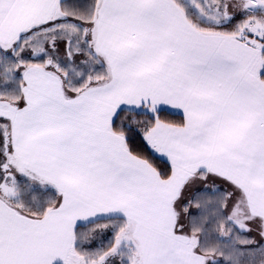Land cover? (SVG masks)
Returning <instances> with one entry per match:
<instances>
[{"label": "snow or ice", "instance_id": "6c2138e0", "mask_svg": "<svg viewBox=\"0 0 264 264\" xmlns=\"http://www.w3.org/2000/svg\"><path fill=\"white\" fill-rule=\"evenodd\" d=\"M0 264H264V0H0Z\"/></svg>", "mask_w": 264, "mask_h": 264}, {"label": "trees", "instance_id": "16d2710c", "mask_svg": "<svg viewBox=\"0 0 264 264\" xmlns=\"http://www.w3.org/2000/svg\"><path fill=\"white\" fill-rule=\"evenodd\" d=\"M182 118V116L177 113V112H174V114H168V119H171V120H180ZM130 135V146L133 148L134 151H141V152H144L145 149H144V146H143V143L142 141L140 140V137L138 135H135V134H129ZM147 154V153H146ZM155 161V163L160 166V167H165L166 166V161L162 158H159L157 156H154L152 157ZM253 232L255 233L256 230L255 228H253ZM252 234V233H251ZM259 237V236H258ZM259 239H261L259 237Z\"/></svg>", "mask_w": 264, "mask_h": 264}, {"label": "flooded vegetation", "instance_id": "af4514ba", "mask_svg": "<svg viewBox=\"0 0 264 264\" xmlns=\"http://www.w3.org/2000/svg\"><path fill=\"white\" fill-rule=\"evenodd\" d=\"M211 194H204V193H202V196H204L205 197V199L208 197V196H210ZM193 210L194 211H192V215H197L198 213H197V211H196V209L193 207ZM251 236H252V238H254V239H256V240H260L259 239V237H258V235L256 234V232L254 233V232H252V234H251Z\"/></svg>", "mask_w": 264, "mask_h": 264}, {"label": "crops", "instance_id": "0c3cea01", "mask_svg": "<svg viewBox=\"0 0 264 264\" xmlns=\"http://www.w3.org/2000/svg\"><path fill=\"white\" fill-rule=\"evenodd\" d=\"M174 112H177V113H179L181 116H182V113L179 111V110H174ZM225 187H226V185H225ZM200 197L202 198V197H204V196H202V193H200ZM205 198V197H204ZM192 211H194L193 210V208H192ZM102 222V221H101ZM89 228V227H92V225H81V227H80V230L82 231V230H84V229H86V228Z\"/></svg>", "mask_w": 264, "mask_h": 264}, {"label": "rangeland", "instance_id": "374dc122", "mask_svg": "<svg viewBox=\"0 0 264 264\" xmlns=\"http://www.w3.org/2000/svg\"><path fill=\"white\" fill-rule=\"evenodd\" d=\"M191 211H192V209H191ZM255 227V226H254ZM88 228V227H87ZM87 228L86 229H84V230H82V231H86L87 230ZM101 239H103V237L102 236H100L99 234H98V236H97V243L101 240ZM104 242L106 243L107 241L106 240H104Z\"/></svg>", "mask_w": 264, "mask_h": 264}]
</instances>
